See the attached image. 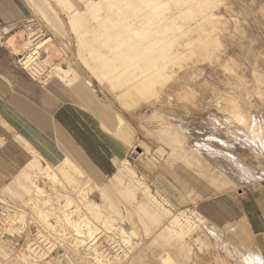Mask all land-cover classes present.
<instances>
[{
	"label": "rangeland",
	"instance_id": "rangeland-1",
	"mask_svg": "<svg viewBox=\"0 0 264 264\" xmlns=\"http://www.w3.org/2000/svg\"><path fill=\"white\" fill-rule=\"evenodd\" d=\"M132 1L130 6L128 1H124L128 6L124 7L121 18L124 19L125 23L130 22L134 25V29L141 30V21L152 20L150 2H148L149 0ZM155 1L162 10V13L158 16H165L167 24L174 28V31L170 33V40L174 45L175 57L173 63L167 65L165 77L161 79L155 75H149L141 68L138 61H142V59L136 61V59L130 57L127 63L121 62L135 80L139 78L136 72L132 70L133 67L137 71L140 70L143 76L152 83L156 82L155 79H159L154 86L153 95L151 93L149 97L147 96L148 98H141V102L139 101L141 100L140 97L135 96L136 94H133V96L131 94L132 97L130 96L131 98L129 97L127 100L116 97L115 93L117 91L110 90L107 83L104 84V87H100L87 72V68L83 65L84 63L82 64L80 57L83 55L82 57L86 59L85 62L95 66V64H92V57L87 50L92 52L94 56L103 59L106 53L113 49V46L122 47L121 49L117 48L116 51L121 50L124 52H127L128 47L121 45H139L142 49L141 47L147 45V42L145 43L142 40L144 39L142 37L143 33L139 35L130 33L131 31L128 30L131 27L126 26L127 29L129 28L127 30L125 23L117 25L118 27L108 23L107 19H113L114 15L102 21L101 13L95 16L84 5L79 6V9L86 20V30L70 24L67 18L68 14H65L67 13L66 8L58 2L53 1L54 4L49 1L48 6L44 4L45 1L43 0H33L32 5L29 4L34 23L44 29L46 36L51 39L45 46L47 48V50L45 49L46 52L49 51L51 55L50 69H43L42 76L35 78L36 81L43 84H49L53 80L57 81L54 84L61 85L60 88L63 90L61 92L69 94L66 101L76 103L91 119L100 133L128 144L130 150L132 151L135 148L137 154L142 153L140 149L142 148L145 152L140 156L138 163L133 165L126 162L138 176L133 180L144 181L148 193L170 215L162 217L158 228L147 233L144 226V222L146 223L147 220L139 205L131 203V200L125 198L121 193V190L128 189L127 184H122L114 178L109 180L110 177L95 174L94 178L88 175L96 184L101 185L108 191L117 214L134 230L135 236L132 239L125 240L126 238L124 239L115 230V225L114 227L111 226V224L117 222L113 219V216L109 220L111 224L102 228L100 224L101 214L96 211L88 212L81 207L78 198L76 200V197L71 194L66 181H63L60 176H56L59 186H55L58 191L65 189V192H69L74 197V203L79 208L81 207L78 210L79 212L76 211L77 213L75 210L71 211L72 217L76 219L83 214L89 223L98 230L99 233L96 235V239L91 243H95L93 248L98 250L97 255H99V259L103 260L102 263L104 264H162L159 257L164 255L165 242L159 238L158 229L160 230L163 226H166L171 216L178 217L184 225H197L195 231L188 234L189 236L174 237L172 242L174 246L170 248V255L175 264H187L188 253L192 254L193 251L192 255L200 258L201 261H205L206 264H259L254 262L253 259L250 262L238 260L234 255L236 240L219 235L216 232L217 227L212 226L205 219V221L198 219L197 213L194 214L195 210L192 204L211 195H215L212 200L216 202L229 198L235 199L246 190L259 189L264 191V161H256L254 157L245 154L244 151L235 150L230 152L227 145L216 142L209 144L208 139L203 136H196L195 132L207 134V130L200 131L204 111L196 110L188 105L185 106L178 99L179 97L177 98L175 94L167 95V92L172 89L176 93L178 88H183L198 97L197 92H193V89L205 83L225 87L227 82L232 83L233 80L223 69V64L228 58L232 57L240 66L239 74L243 77L246 90L244 91L232 85L231 91L237 96L240 105L246 112L256 119L261 118V121H259L262 123L261 126L264 127V0H175L176 3H172L170 0ZM57 3L59 6L56 5ZM108 14L110 13L108 12ZM208 15H211V17L208 18ZM145 29L148 31L147 28ZM16 32L12 35L13 38L12 36L9 37L12 38L11 40L0 35V39L7 40L3 49H6L12 56L14 53L21 54L25 50L24 47H17V43L26 36L20 29ZM78 38L85 45L83 48L79 46L81 50L78 47L80 45ZM84 48L88 54L83 51ZM17 56H13L15 63ZM107 61L104 62L107 63ZM93 63L95 62L93 61ZM53 67L54 69L58 67L65 70H68V68L74 70L77 77L70 85L71 87H62L63 85L60 84L56 75L50 73ZM87 88L92 91L89 92ZM200 94L208 101L209 96L206 95V90H200ZM85 95L94 96L111 119L116 120V116H119L123 120L124 136L116 135L113 129L109 131L105 129L101 120L86 106ZM156 98L154 107H149V102L154 101ZM91 102L95 101L92 100ZM155 109L163 114V119L159 123L151 117L152 111ZM185 110L193 116L184 119L178 115H182ZM214 117L219 119L217 116ZM162 126L167 127V132L180 141L182 145L180 149L174 147ZM193 128H196V130ZM213 128L219 136L226 137V128L218 125ZM245 149H248V146H245ZM2 151L0 149V155ZM75 162L80 165L86 175L93 172V170L90 172V167L82 165L80 161L76 160ZM23 165L18 167L12 174H4L5 164L0 162V212L4 211V214L8 213L12 216L17 214L22 216L19 222L21 223V231H15L14 235L16 236L15 241L19 236L18 247L15 248L14 244L7 243V238H3L1 234L0 248L2 255H0V263L15 264L16 261V264H94L92 253L90 251L86 253L85 245L81 244L79 238L74 236L73 231H71L69 225L65 224L64 219L61 217L63 219L61 221L62 219L59 218V210L56 213L57 209L55 208L57 206L59 208L60 202L64 198H59V201H57L58 196H55L57 193L52 195V191L49 192L50 194L35 195L31 198L26 194V196L24 194L15 196L12 192L4 189V186L10 183L12 176L17 174ZM117 172L118 166L115 174ZM79 179L83 180L82 177ZM126 179L124 178L123 181ZM206 179L213 185L233 186L234 188L228 189L229 191H218ZM60 185L62 189H60ZM42 196L45 198L49 196L50 201L45 207L43 206L45 204L42 201L43 199H40ZM136 196L138 200L141 199L146 202L145 197L140 192L136 191ZM29 198L31 201H35H27ZM56 201L57 203H55ZM51 202L52 204H50ZM37 203H40L38 207L40 208L42 205L43 209L38 210ZM98 206L101 207L102 205ZM100 207H98V210L101 213L104 212L103 207ZM46 208H50L51 212ZM180 211H183L187 216L181 214ZM45 213L48 216L45 215L44 217ZM52 213L54 214L52 215ZM3 219L4 223L0 220L1 231L5 230L4 228L7 226L5 224L6 222L8 224L10 220ZM120 226H122V223ZM222 227L220 226V228ZM175 228L179 229L177 226ZM27 247L35 251H28ZM35 253L39 254L35 255ZM23 256L26 260L22 259ZM88 258L90 259L88 260Z\"/></svg>",
	"mask_w": 264,
	"mask_h": 264
},
{
	"label": "bare ground",
	"instance_id": "bare-ground-1",
	"mask_svg": "<svg viewBox=\"0 0 264 264\" xmlns=\"http://www.w3.org/2000/svg\"><path fill=\"white\" fill-rule=\"evenodd\" d=\"M43 1H45L44 2L45 5H48L49 1H52V3H54L53 1L58 2L60 3V5L62 4L64 8H66L67 13L65 14L66 15L68 14L67 18L70 24H74L73 26L79 27V28L82 27L86 30L87 29L85 25L86 20L84 16L82 15V13L80 12L79 6L81 5L86 6L89 12H91L95 16H98L101 13V16L103 17L102 21L109 18V16L114 15L113 19H107V22L118 27L117 25H120V24L122 25V23H125L124 19L121 18V15L123 14L124 7L128 5L124 1H128L129 6H130L131 4L130 2L132 0L131 1L130 0H43ZM170 1L172 3H176L175 0H170ZM148 2H150V7H151L150 14L152 15V20L148 19L145 21H141L140 22L142 26L141 30L137 28L134 29L133 27L134 25H132L130 22H126L124 24L126 29H127L126 26H128L129 28L131 27L130 29L128 28L129 30L127 29L129 32L131 31L130 33H135L136 35L143 33L142 37H144V39L142 40L143 42L145 41V43L147 42V45H144L143 47H141L142 49H140L139 45H121L123 47L124 46L128 47L127 52H124L121 50L116 51V49L119 48V46L118 45L113 46V49L108 51L103 59L94 56L92 52L87 50L89 55L92 57V60L95 62L93 63V61L91 60L92 64H95V66H92L89 63L85 62L86 59L82 57L83 56L82 54H81L82 56L80 57L82 64L84 63L83 65H85L87 68V72H89L92 79L96 81V83L100 87H104L105 86L104 84L107 83L110 90L117 91L115 93L116 97H122L125 100H127V98L131 96V94L132 96L133 94H136L135 96L136 97L139 96L140 97L139 99L146 98L147 96L149 97L151 93L153 95L154 86L159 79L157 80L155 79L156 82L152 83L146 77L143 76V73L140 70L137 71V69L133 67L132 70L136 72V75L139 78L138 80H135L132 74L130 73V71L127 70L124 67V65H122L121 62L127 63V60H129L130 57H133L134 59H136V61L142 59V61H138L141 68L144 71H146L149 75H155L161 79L165 77V70H167L168 68L167 65L169 63H173V60L175 57L174 56L175 53L173 52L174 45L172 44L170 40L171 39L170 33L174 31V28L171 27L169 24H167V22L165 21V16L163 15L158 16L159 14L162 13V10H160L156 1L149 0ZM58 3L56 5L59 6ZM132 4L134 5V3ZM131 8H132V5H131ZM108 12L110 14H108ZM43 17L45 18V16ZM209 17H211V15H208V18ZM145 28H147L148 31ZM176 30L178 31V29ZM25 36L26 37H23V39L17 43V47L18 46H20L21 48L24 47L25 49L23 51L24 54L27 52L28 47H29L28 45L30 43L29 34L28 36L27 35ZM11 39L9 38V40ZM50 40L51 39H49L46 36L45 42H43L41 45L38 46L39 48H43L42 49L43 52L41 54V57L35 62L33 67L31 66L32 64H29L26 62L24 63L26 69L29 71L28 75H30L34 80H36L35 78L39 77L40 75L42 76V72L44 71L43 69H46V70L50 69L49 64L51 61V55L49 51L46 52L47 48H45V46L50 42ZM79 42H80V45H78V47L79 46H81V48L85 47V45L80 39H79ZM121 48L122 47H120L119 49ZM85 50L86 49L84 48L83 51ZM21 54L14 53L13 56L21 55ZM90 58H87V59H90ZM80 60L79 62L81 63ZM104 61H107V63ZM223 67H224L223 69L231 76L233 80L232 83L227 82L225 84L226 85L225 87L222 88V87H217L216 85H213L210 83H205L204 85L197 86L193 89V92L194 91L197 92L198 97H196L192 93H189L186 89H183V88H178V90H176L177 91L176 93H174L172 89H169L167 92V95L175 94L177 98L179 97L178 99L183 104H185V106L188 105L191 108H195L196 110L204 111L205 114L203 115V118L201 120L202 125L200 126L201 128L200 131L203 132V130H207V134L204 132L202 134L195 132L196 136H200V137L203 136L204 138L208 139L209 144L216 142V143H222L224 145H227V147H229L230 152L235 151V150L244 151L245 154L247 153L249 156L254 157L256 161H262V160L264 161V130H263L264 127L261 126L262 124L260 123L261 118L256 119L254 116L246 112L242 108V105H240V102L237 96L233 93V91H231L232 85H235L236 87L241 88L244 91L246 90L245 89L246 84L244 83L243 77L239 74L240 66L234 58L230 57L228 58L227 61L224 62ZM50 73L53 74L54 76L56 75L57 79H59L60 81L64 82L67 85H72V83L76 80V77H77L74 70L69 69V68L68 70H65V69L58 68V67L54 69L53 67V69L51 68ZM70 76H73V77H70ZM200 90H203V91L206 90V93H207L206 95L209 96L208 101H206L207 98H204V96L200 94ZM151 99L153 98L151 97ZM156 100L157 98L154 101L149 102L148 105H153L154 107V102ZM139 101L141 102L142 99ZM182 113H183L182 115L178 113L177 114L184 119L191 118L193 116L191 113H189L186 110ZM162 115L163 114L157 110L155 115H153L152 118L157 119L155 121L159 123V121L163 119ZM214 116L219 117V119L218 118L215 119ZM116 117L118 120L117 122L118 127L120 130L123 131L122 129L123 120L119 116H116ZM124 124L126 125V123ZM216 125L223 126L224 128H226V133L228 136L226 135L225 138H222L221 136H219L218 133H215L213 130L214 129L213 127L214 126L216 127ZM162 127L165 133L170 138V141L174 145V147L180 149L182 147L180 141L177 140L175 137H172L167 132V127H164V126ZM193 129L196 130V128H193ZM17 140L19 141V143L26 146V150L30 154L31 159L20 168L17 174H14L12 176L10 183L8 185H5L4 189L7 190L8 192H12V194L15 196L24 194V196L28 195L31 198L32 196H35V195L36 196L37 195L38 196L47 195V193L52 191L51 193L52 195H55L57 193V195L55 196H58V200L54 198L57 201H59V198L60 199L64 198V200L62 199V201L60 202L59 208L58 206L57 208H55L57 209L56 213H58V210H59V213H58L59 218L62 217L64 219V221L66 222L64 223L69 225V227L71 228V231H73L74 233V236L76 238H79V242L81 244L85 245V248L84 247L83 248L85 249L86 253L87 251H90L92 253V255L94 256L93 260L95 261L94 264H104L102 263L103 260L99 259L100 257L99 255H97L98 250L96 248H93L95 243H91L93 240L96 239V235L99 232L96 228H94V226L91 223H89L88 219L83 214L80 215L79 217L77 216L78 218L75 219L72 217L73 215L70 214L72 213L71 211L75 210L76 212L80 210L81 207H83L88 212H91V211L98 212L99 214H101L100 224L102 228L111 224L109 220H110V217L113 216V219L117 222L115 224L114 223L111 224V226L114 227L115 225V230L120 235H122L124 239L126 238L125 240H128L129 238L132 239V237L135 236L134 230L131 228V226L127 222H124L121 219L120 215L117 214L116 210L113 207L112 201H111L112 198H110L108 191L104 187L92 181L74 163H72L68 159L64 160L59 165L54 166V167L49 166L48 164H45V163L43 164L38 159L34 151L29 149L27 145L21 139H17ZM245 146H248V149H245ZM140 149L142 150L141 154L139 153L137 154V152L135 151V148H133V150L130 152H132L133 154H135V156L140 158V156H142L143 153L145 152L142 148ZM258 156H260V158H258ZM56 176H60L63 181H66V185L69 186V188L67 187L68 190L70 189L71 194L76 197V200L78 198V201H80L79 203L81 204L80 208L79 206H77V204L74 203L73 201L74 197H72L69 192L68 193L65 192V189H62L61 185H60L61 187L60 189H62V191H58V189L55 186V185H58L59 183V181L57 182L58 179H56ZM81 177L83 179L82 181L79 179ZM137 177L138 176L136 172L130 167V165H128L125 161H123L121 164H119L118 172L114 175L113 178L114 180L117 179L122 184L124 183L128 185V189L121 190V193L123 194L125 198H127L128 200H131V203L139 205L144 217L147 220L146 223L144 222L146 232L150 233V231L158 228L159 221L162 220V217H167V215H170V214L157 201H155L152 198V196L148 193L147 186L144 183V181L140 182L138 180L137 181L133 180V178H137ZM124 178H127V179L123 181ZM55 181L57 182V184ZM129 182H130V185H129ZM211 184L213 185V183ZM213 186L216 189H218V191H224V190L227 191L228 189L234 188L233 186H218V185H213ZM136 191L140 192L145 197L146 202H143L141 199L138 200L136 196ZM42 197L40 199H43L42 201L45 203L43 206L45 207V205L48 204L50 200L47 196L46 198L45 197L42 198ZM30 198L27 199V201H29ZM34 201H31V202H34ZM57 201L55 203H57ZM38 204L40 203H37V207H38ZM50 204H52V202ZM98 205H102L101 207H103L104 209V212L102 211L103 214L101 213L100 210H98V207H100ZM41 206L40 208L43 209V206L42 207ZM40 208L38 207V210ZM50 208L54 210V208L52 207ZM50 208L49 209L46 208V209L50 211L51 210ZM3 212L4 211L0 213L2 214L0 215V220H2L1 222L4 223L3 218L8 219V220L10 219V220L8 224L6 222L5 225L7 226L6 228H4L5 230H2V231L0 230V239L2 238L1 237V234H2L3 238H7V243L9 242V243L14 244L16 248L19 246L18 245L19 236L17 240L15 241L14 238L16 236L14 235H15V231H21V227H20L21 223L19 222L21 221L22 216L20 214H17L16 216H12V215H9L8 213L4 214ZM53 214L54 213H52V215ZM45 215L47 214L45 213L44 217ZM56 216H54L55 220H57ZM63 219L61 221H63ZM121 223H122V226H120ZM175 226H177L179 229L175 228ZM196 227L197 225L195 224L184 225V223H181L178 217L171 216L169 218L168 224L166 226H163L162 229L160 230L158 229L159 238L165 242L164 244L165 247L163 249L164 255L159 257V260L162 264H175L170 255L171 254L170 248L174 246V244L172 243L174 237L176 236V237L181 238L184 235L189 236L188 234L192 233V231H195ZM216 232L221 236L230 237V239L236 240L235 246H234L235 247L234 255L238 258V260L240 261L244 260L246 262H250L251 259H253L254 262L263 264V261L260 255L258 254L257 250L253 248L252 243L249 241V237L246 231L243 230L238 224H232V225L229 224L223 229L216 228ZM18 233H21V232H18ZM199 245L197 246L199 247ZM30 247H27L28 251H35L34 249H31ZM198 249H201V248H198ZM38 254L39 253L37 254L35 253V255H38ZM192 254L188 253L187 262H186L187 264H206L205 261H201L200 258ZM0 255H2L1 248H0ZM87 255L89 256V254ZM231 255H232V252H231ZM22 259L26 260L25 256H23ZM89 259L90 258H88V260ZM107 262L109 263V261ZM16 263L17 262L15 261V264Z\"/></svg>",
	"mask_w": 264,
	"mask_h": 264
},
{
	"label": "crops",
	"instance_id": "crops-1",
	"mask_svg": "<svg viewBox=\"0 0 264 264\" xmlns=\"http://www.w3.org/2000/svg\"><path fill=\"white\" fill-rule=\"evenodd\" d=\"M29 3L32 5L33 0H0V35L5 39L16 34L23 22L32 18ZM58 81L62 87L70 86ZM51 83L37 82L16 65L11 53L0 50V149L3 150L0 162L5 164L4 174H12L31 159L26 146L17 139L34 151L43 164L54 167L68 159L83 172L75 162L80 161L90 167V172L93 170L87 175L83 172L87 177L95 178L96 174L112 179L123 161L133 165L139 162L131 163L129 145L100 133L76 103L66 101L69 94L61 92V85H55L57 81L54 80ZM88 95H85L86 106L101 120L105 129H113L116 135L124 136L117 117L111 119L96 98ZM156 111H152L151 117ZM213 196L192 204L194 214L218 229L238 224L246 231L264 263V191L246 190L235 199L216 202L212 200ZM180 213L187 216L183 211Z\"/></svg>",
	"mask_w": 264,
	"mask_h": 264
},
{
	"label": "built area",
	"instance_id": "built-area-1",
	"mask_svg": "<svg viewBox=\"0 0 264 264\" xmlns=\"http://www.w3.org/2000/svg\"><path fill=\"white\" fill-rule=\"evenodd\" d=\"M21 32H24L25 35L30 36V43L27 52L17 56L16 64L22 69L25 73L29 74V71L26 69L24 63L32 64L33 67L35 62L41 57L42 49L38 46L45 42L46 32L40 26L34 23L33 18H30L23 22V24L18 28ZM17 29V30H18ZM45 37V38H44ZM6 40L4 38L0 39V49H3L5 46ZM134 155V156H133ZM139 157L135 156L130 152L129 161L131 163L137 162ZM1 213V212H0ZM2 215V214H0Z\"/></svg>",
	"mask_w": 264,
	"mask_h": 264
}]
</instances>
